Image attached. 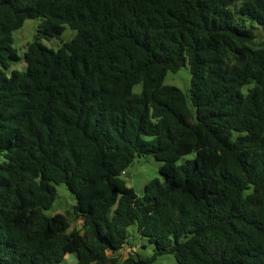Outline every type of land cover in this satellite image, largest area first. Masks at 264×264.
<instances>
[{
  "label": "trees",
  "instance_id": "1",
  "mask_svg": "<svg viewBox=\"0 0 264 264\" xmlns=\"http://www.w3.org/2000/svg\"><path fill=\"white\" fill-rule=\"evenodd\" d=\"M37 17L41 38L77 33L21 56L13 33ZM247 19L264 27V0H0V264H264V39ZM187 62L190 93L164 84ZM148 154L162 178L139 194L124 174ZM59 183L81 228L46 213ZM133 224L154 254L110 255Z\"/></svg>",
  "mask_w": 264,
  "mask_h": 264
},
{
  "label": "rangeland",
  "instance_id": "2",
  "mask_svg": "<svg viewBox=\"0 0 264 264\" xmlns=\"http://www.w3.org/2000/svg\"><path fill=\"white\" fill-rule=\"evenodd\" d=\"M43 22V17H37L33 19H27L24 25L13 33L14 36V46L18 49L21 56L27 49V45L36 39H39L44 45L58 50L64 42L71 41L76 35L77 31L74 30L69 25L66 28L60 38H41L38 36L39 26ZM246 25L252 27L256 34V40L258 42L264 39V27L256 22H252L249 19L246 21ZM24 63H19L14 67L23 68ZM191 70L190 65L187 62L178 71H168L164 80V84L177 86L182 89L185 93H190L191 89ZM248 87L244 88V91ZM142 90V84L139 83L135 85L134 92L138 93ZM195 157L194 153L187 154L183 156L178 162L184 163L188 159H193ZM6 160L5 153L0 152V163ZM162 166V161L157 160L152 155H145L137 157L130 168L125 171V179L129 186L135 188V190L140 194L143 192L145 185L154 178H162L160 173V167ZM57 188V199L53 203L50 209L46 210L48 215H54L56 213H64L70 215L72 226H77L81 228L83 225V220H75V216L72 214L74 205L76 204V199L74 194L68 189L65 183L56 184ZM129 239L131 242L127 243L120 251L113 252L108 251L112 256H118L125 259L129 254L136 253L143 257L148 258L154 254L156 251V244L151 242L148 237L143 236L139 233L137 225L133 224L128 229ZM185 237H183L184 239ZM59 264H77L76 256L73 254H68L65 259ZM152 264H180L176 259L175 255L171 252H167L158 257V259Z\"/></svg>",
  "mask_w": 264,
  "mask_h": 264
},
{
  "label": "crops",
  "instance_id": "3",
  "mask_svg": "<svg viewBox=\"0 0 264 264\" xmlns=\"http://www.w3.org/2000/svg\"><path fill=\"white\" fill-rule=\"evenodd\" d=\"M77 260V259H76Z\"/></svg>",
  "mask_w": 264,
  "mask_h": 264
}]
</instances>
